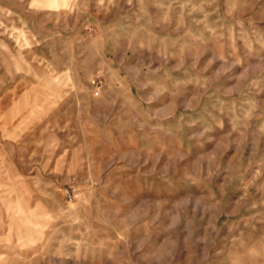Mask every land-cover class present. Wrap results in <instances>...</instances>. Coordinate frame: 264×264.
<instances>
[{"label": "rangeland", "instance_id": "374dc122", "mask_svg": "<svg viewBox=\"0 0 264 264\" xmlns=\"http://www.w3.org/2000/svg\"><path fill=\"white\" fill-rule=\"evenodd\" d=\"M0 264H264V0H0Z\"/></svg>", "mask_w": 264, "mask_h": 264}, {"label": "built area", "instance_id": "2783aa9c", "mask_svg": "<svg viewBox=\"0 0 264 264\" xmlns=\"http://www.w3.org/2000/svg\"><path fill=\"white\" fill-rule=\"evenodd\" d=\"M92 86L94 89V96H98L99 90L102 88V85L100 84V82L93 81ZM63 196H64L66 202L71 204V203L75 202L77 197H78L77 190L74 187L70 186V187L64 189Z\"/></svg>", "mask_w": 264, "mask_h": 264}]
</instances>
